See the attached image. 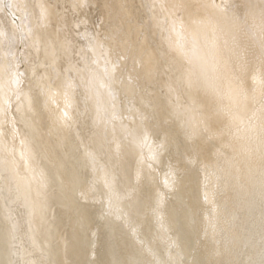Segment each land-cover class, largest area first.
<instances>
[{"label":"rangeland","instance_id":"rangeland-1","mask_svg":"<svg viewBox=\"0 0 264 264\" xmlns=\"http://www.w3.org/2000/svg\"><path fill=\"white\" fill-rule=\"evenodd\" d=\"M45 1H47V2L52 1L51 3L52 4L54 3L53 0H45ZM73 1L74 0H70L67 3V8L65 10H67L68 12L71 11L72 14L74 13L72 15L74 25H72V26H74L73 28H75L76 31L72 30V27L70 26V30H72L73 34L76 35L74 37L75 38L74 41L78 37V39L75 42L73 41V45H72L71 49H74V50H71L70 48H68V49H65V51L63 52L64 49L61 48V45L59 44V42L56 41V43H54L50 48L52 49V51L55 50L57 53H59L58 54L59 56H57V57H59L58 62L60 63L59 64L60 66L58 67V63L56 65L55 64L51 65L50 61L46 60V63H44V65L42 64V67H39L38 66L39 57L37 55V57L35 58L36 52L34 50V44L32 43V40L29 37H27V33H26V31L24 32L25 29L23 26L25 24V26L28 25V26L32 27L33 21L31 20V15L33 17L35 15V13L38 14L39 10L36 8L37 12L33 11V13H31L30 9H27L29 11L25 10L26 14H24L25 11L21 10L23 12V13H21V11H20V14H22V16H21L19 14V9H18V6L20 5L19 4L20 1H18L16 3V0L15 1L14 0H12V1L0 0V7H2V9L0 8V13H1L0 15L2 16V18L4 17L3 22H2V19H0V21H1L0 25H1V23L3 25V27L0 26V28L1 29L4 28V31H2L0 34L1 35L0 37H2L4 39L3 40L1 38L2 41H0V63H2V65L5 64V68H6L5 74L8 77H12L10 75L11 71H12V74L15 76V77L13 76L12 78L15 79L16 85L19 86L20 90L22 89V87L24 86V83H25V76H26L25 74L29 73L31 71V69L32 70L34 69L33 70L34 73L38 71L37 73H35V76L39 77V78L44 73V70H45V72L46 71L50 72L51 75H53V73H55V75H53L51 77V79L54 76L56 77L57 75H58L57 77H59L60 79L66 77L65 82H64V86L62 84L60 87L61 90H58V88L54 87V85L50 86V87H52V86L54 87V89L51 90V92H54V94L51 98L52 100H55L56 102H58L59 101L58 99H60V98L64 99L65 98V100H64L65 105L62 103L61 109L67 110L68 107H71L70 106L71 102L74 100H77V97H79L80 92H81V95L84 96L83 90L80 89V86H78V90L76 91V89H77V87H76L77 82L76 81L77 80H74L75 78H77L79 71L84 70V69H85L84 71H86V69H87V72L89 71L91 73L93 71V73H94V71H96V68H97L96 72H98L100 75L96 72L95 73L97 75H99L103 81L107 82V85L109 87V91H108L109 95H107V103L109 104V107H110V104H112V107H110L111 109H114V107H115L114 105L117 102H119L120 100L123 101V103H125V106L123 108H117L115 111H112V112L110 109V111H109L110 113L106 112L107 110H105L103 108L100 109L101 112L99 110L98 112L95 111L92 113L93 119L96 116L98 117L96 119H106V125L104 126V128L98 129L97 127L92 125L94 128V131H93V128L91 126L92 131L90 130V127H89V129L88 128H87V130L85 129L87 131V133H86V131L85 132L79 131V133H78L69 124L71 126V128L74 129V132H76L75 136H77V138L79 137L78 140L81 141V144L83 145V143H84V145H85L84 147L86 149H87V147H88V150L91 149L90 151L87 150L88 151L87 155L89 156V158L91 160L90 165L93 169L92 171L94 173L95 168H96V173H97V170H98V173H100V175L102 177L96 176L95 174H94V176L96 179H98L97 181L101 180V184L103 183L102 184L103 186L101 185L102 189L100 188L99 192H97L95 195H93L91 197H90L91 194L88 191H87L88 193L81 191V193H79V194H81V196L78 195V197L80 198V199L78 198V203H81L86 209L92 208L93 211H94L93 206L96 207V206H99V204H100L99 207H96L99 209L95 208L96 213H97V210H101L97 214V218L98 217L101 218L98 221V224H99L98 226H108L112 222V220H114V219H112V218H114L111 215L112 212H110L111 209H113L114 207H118L119 210H121V218L122 217L123 218H122V221H119L117 223L119 225V229H118L117 234L119 233L122 236L120 237V239L116 238L115 239L116 241L113 244L111 243V245L115 246L116 248L126 247L130 242H132V240H134L136 238L138 239L141 236L143 229H145V227L148 224H150L151 231H153V229H154L153 232L150 231V237H151L150 242H152L150 244V246L147 242H141L139 240L140 244L141 243L144 244L143 245L144 252L142 250L141 251H142V253H144L146 255L147 259L145 257V259H142L143 262L138 261L135 264H155V263L156 264L157 263L158 264H163V263L164 264H167V263L168 264H179L180 261H184L183 263H180V264H184V263L186 264L188 261V259H186V258H189L188 256H191L192 253H195V247H194L195 244L199 243L200 241L205 240V237L207 239L212 234L214 235L217 233H218L217 235H220V237L217 236V238H216V235H215V241H213L212 245L210 246V253L215 254V255H217L218 253L221 254V257H219V255L217 256V257H219V261H221V262H218L216 264H224V261L226 259L228 260V262L226 260L225 264H226V262H227V264H264V234H263V231H264L263 230L264 229V80H262V82H258L259 79L257 77L261 74L263 75V71L262 72H259V71H260V68L263 67V63H264L263 62L264 61V40H262V41L259 40V36L264 37V35H263L264 33L260 35V33H262L264 31V27H262V25L264 26V18H262V17H264V7H263L264 6V0H259L260 2H258V0L256 2H254L255 0L251 1V3L253 4L252 7H251V3L250 4L246 3V5H245L244 0H228V2L230 1L229 3L227 2V0H214L213 2H215V4H217L218 7H221L223 12H221L222 13L221 18H218V20L212 21L215 23L211 22L212 25L210 24V28H212V29L209 28L211 31L208 28H206L207 31L205 29V31L207 32L206 35L209 32L211 35V36H209L210 40L208 41L209 46L207 45V41H206L207 40L206 38H208V37L205 36L203 29H202V31H201V29H198V31H196V29H194V31H193L192 29L194 27L191 28L189 26L190 24H188V21H186L187 19L184 18V17H186L185 15H183L180 12L175 11V10L172 11L173 6L171 9H170L171 6L169 7V5H167V8H166V6H164L166 9L160 7L158 9L159 11H157L156 7H154L153 4H157L160 0H131V1L127 0L130 3H132V1H133L132 4L129 3L130 4L129 7H128V3L126 4V0L125 1H123V0L122 1L121 0H117V1H115V0H95L94 3H92V2L90 3V1L88 2V0L87 1L82 0V2H79L80 0L79 1L75 0V1H77L76 2L77 4L74 3ZM113 1H115V4ZM156 1H157V3H156ZM222 1H224V2L222 3ZM242 1L244 2V4L242 3ZM14 2H15V5L17 6L16 7L18 10V11L16 10L17 12H15L16 8L14 5ZM70 2H71V4H70ZM84 2H85V5H84ZM86 2H87V4H86ZM101 2H106L105 6H103L104 8H106V10L102 7ZM112 2H113V4H112ZM220 2L223 5L219 6ZM81 3H83V5ZM99 3H101V7L103 10H101ZM116 3H119L118 4L119 7H118V5L116 6ZM260 3H261V5H260ZM75 4H76V6H74ZM94 4H95V6H94ZM122 4H124V5H122ZM125 4H126V7H125ZM254 4H255V6H254ZM257 4H259V6ZM78 5H79V7H78ZM113 5H114V7H113ZM73 6H74V8H73ZM82 6H83V9H82ZM120 6H122L121 7L122 11L120 10ZM228 6H229V8H228ZM253 6L256 9H254ZM69 7H70V9H69ZM116 7H118L119 8L118 10L121 12H118ZM245 7H247V9ZM258 7H260V8H258ZM262 7H263V9H262ZM72 8H73V10H72ZM129 8H132V12H130ZM224 8H227L229 10L225 9L226 10L225 11ZM250 8H251V10H250ZM113 9H115V12L117 11L116 17H118V18H116V20L121 19V18L123 20L121 19L120 21L118 20L116 22L115 18H114L115 15H114V16H112L114 19V23H112L113 20H112V17H110V14L111 15L114 14ZM245 9H246V13H245ZM261 9H262V11H261ZM74 10H76V11L74 12ZM104 10H105V12H104ZM154 10H155L156 18L153 17L154 20L151 19V22L149 21L147 25L143 26L142 19L146 16H151ZM230 10H231V12H230ZM243 10H244V12H242ZM248 10H250V15H249V13H247V12H249ZM2 11H3V15H2ZM235 11H236V13H235ZM258 11H259V13H258ZM108 12H110V14ZM111 12H113V13H111ZM237 12H239V15L237 14ZM240 12H241V14H240ZM253 12H254V14L256 13L255 14L256 16L253 14ZM75 13L77 14L76 16H75ZM107 13L109 14V16ZM118 13L121 14V17H120V15H118ZM126 13H128L127 16H126ZM226 13H228V16L226 15ZM234 13H235V15H237L236 18L239 17V19H238L239 21L237 20L235 26L232 25V23L230 22V20L233 19L231 16H233ZM28 14H29V19L27 18L28 19L27 20L26 15H28ZM158 14H159V16H158ZM223 14H225L226 17ZM124 15H125V17H124ZM222 15H223V17H222ZM176 16H178V17H176ZM6 17H8V18H6ZM182 17L185 19V21H183L181 23V21L183 20ZM230 17H231V19H230ZM253 17L254 18L258 17L259 19H256V18L254 19ZM20 18H21V20H20ZM107 18L110 19L111 21H106ZM248 18L251 19V22H252L251 24H250V20ZM74 20H75V22H74ZM24 21H27V22L25 23ZM231 21L233 22V20H231ZM9 22L11 25L8 26ZM107 22L111 23L110 26L113 25L112 29H109L110 27H109V24L107 25ZM178 22H179V24H178ZM186 22H187V24H184ZM258 22H260V23H258ZM22 23H23V25H22ZM77 23H78V25H77ZM4 24H5V26L7 25L8 27L5 28ZM228 24L230 26L229 27L230 29L227 28ZM258 24H260V25H258ZM16 25H19V26H16ZM106 25H107V27H106ZM140 25H141V27L142 26L143 27L141 28ZM13 26H15V27L13 28ZM22 26H23V28H22ZM77 26L78 27L80 26L81 29H80V27L78 28ZM10 27L12 28V30L10 29ZM114 27H115V29H114ZM167 27H168V29H167ZM171 27H173V30L176 31V35L172 34V30H171L172 28ZM233 27L234 28L237 27L238 29L235 28L236 29V31H235ZM190 28H191V30H190ZM225 28H227L229 30L228 34H227V30ZM8 29H10L9 32H7ZM13 29L14 30L16 29L17 32L14 31ZM64 29H65V31L63 32ZM64 29L63 28L60 29V30H62V34H60V30H58L59 33L58 32L56 33L57 38H61L62 35H64L63 38L67 37V36H65V34L69 29H67V30H66V28H64ZM244 29H245V31H244ZM212 30H214V31L212 32ZM232 30H233V32H232ZM239 30H240V32H239ZM259 30H261V32ZM170 31H171V33H170ZM168 32H169V36L167 35ZM189 32H191L192 35ZM230 32H231V34H230ZM3 33H4V35H2ZM164 33H165V35H164ZM177 33L179 36L177 35ZM194 33H196V34L201 33L202 35H204L203 36L204 39L202 38V36L200 34L197 39L195 38V39L191 40L193 36L195 37ZM226 34L229 36H227ZM243 34L244 35L248 34V36L247 35L244 36V38L247 37L245 39V43H242V42H244V39H242ZM58 35H59V37H58ZM188 35H190V36H188ZM232 35H234V36H232ZM164 36L165 37L168 36L167 37L168 39L165 38ZM175 36L176 37L178 36L177 39L178 40L180 39V40L177 41V39H176V41H175ZM212 37H213V39L214 38L215 39L213 40ZM200 38L202 41L200 40ZM219 39H220V41H219ZM248 39H249V41H248ZM158 40H159V42H158ZM166 40H168V41H166ZM172 40H174L175 42L174 41L172 42ZM198 40H199V44H198V42H197V44H198L199 48L201 46V43L203 44V42H206V44L205 43L203 44V46L204 45L205 46L203 48H201L202 49L201 52L203 54H205V52H206V57L209 56L207 54H209V52L211 51L210 53H211L212 58L208 57L209 61L207 62L206 67H202L201 64L195 65L196 64L194 62L195 57L193 58V62H194V65H193L192 64L193 62L189 61L192 59V56H191L192 54L191 55L189 54L190 52L188 53V56L190 55L191 59H190V57L188 58V56H186V53L188 52V51L186 52V50L188 49V47H191L192 44H194L193 41H198ZM246 40H247V45H246ZM250 40L252 42H254V43H252V45L254 44L253 47L252 46L248 47V44L250 45V43H251ZM256 40L258 42H255ZM17 41H18V43H17ZM162 41H164V43ZM215 41H217V42H215ZM176 42H181L180 47H182L179 49L178 53L181 54V52H182L187 57L186 61H189L192 63L190 64L188 62L189 64L187 65V63H184V61H183L184 66L182 67V72L179 70H176V69L174 70L172 68L173 70L170 73L169 69H170V67H172V63L174 61L173 59L175 58L174 56L176 54L175 51L172 50L173 48L171 49V47H173V45ZM189 43H190V46H189ZM220 43H222V44H220ZM240 44H242V45H240ZM258 44H260V45H258ZM149 45L151 47H153L155 45L156 46H155V48L153 47V50H152L151 47H149ZM185 45H186V47L187 46L188 47L186 48ZM255 45H258V46L255 47ZM53 46L55 49L52 48ZM242 46H243V48H242ZM184 47H185V49H184ZM205 47H206V51L204 49ZM229 47H230V49H229ZM60 48H61V50H60ZM225 48H226V50H225ZM149 49L152 52V54H150V57L145 55L149 51ZM181 49H182V51H181ZM59 50H60V52H59ZM154 50H155V52H154ZM66 51L67 52L69 51V52L66 54ZM107 51H108L109 55L105 53ZM183 51H185V52H183ZM4 52H5V54H4ZM32 52L34 53V55L31 58ZM51 52L49 51L50 54H51ZM169 52H171V53H169ZM26 53H27V55H26ZM215 53H216L217 57L215 56ZM28 54H30L31 56H29ZM212 54L215 56L216 59H218L217 61H215L216 59L214 60V57L212 56ZM218 54H219V56H218ZM249 54H251V55L249 56ZM15 56H16V58H15ZM27 56H28V59H26ZM60 56L64 57V58L62 59ZM97 56H99V57L97 58ZM78 57H80V58H78ZM148 57H149V59H148ZM29 58H30V61H29ZM92 58H93V60H92ZM211 59H213V60H211ZM3 60H4V62H3ZM175 60L177 61V58H175ZM242 60L243 61L245 60V61L242 62ZM253 60L255 62H253ZM229 61L231 62V64L233 62L232 66L229 63ZM5 62L7 63V65ZM48 62H49V64H48ZM66 62H67V64H66ZM71 62H72V64H71ZM73 62H74V64H73ZM109 63L110 64L112 63L113 66H111L112 64L110 65ZM211 63L212 64L214 63L215 66L212 65ZM64 64L66 67L64 66ZM227 64L230 65L231 67L228 68ZM28 65H30V66H28ZM49 65H50V67H49ZM82 65H83V67H82ZM100 65H101V67H100ZM159 65H160V67H159ZM190 65H191L192 69H190ZM44 66H46V67H44ZM56 66H57V69H56ZM114 66H115V70L113 69ZM194 66H195V68H193ZM197 66H198V68L196 69ZM26 67L28 69L30 67V69L28 70ZM157 67H158V69H157ZM199 67H201V68L199 69ZM208 67H210V68H208ZM237 67H238V69H237ZM98 68L99 69L101 68V69L99 70ZM159 68H161V69H159ZM212 68H214L215 71ZM216 68H218V70H216ZM255 68L258 69V71ZM112 69H113V71H112ZM184 69L186 71H184ZM211 69L213 71H210ZM224 69H227L226 74H225ZM26 70L28 72H26ZM40 70L43 73L42 72L40 73L39 72ZM67 70L70 71L68 73L69 75L66 74V76L64 77V75L62 73H65V72L67 73L68 72ZM160 70H162V71H160ZM167 70L169 72H167ZM194 70H195V73L197 75H195V73H194V75L192 76L191 73ZM197 70H198V72H197ZM219 70H221V71H219ZM8 71H9V73H8ZM202 71L203 72L206 71V74L207 73L209 74V72H211V73L215 72V74L213 73V74L209 75L208 81H207L206 77L208 75L206 76L205 73H203ZM222 71H224V72H222ZM172 72H175L176 75L174 74V76H173ZM185 72H187V73H185ZM199 72H202V74L205 75V78L202 77L203 81H202V78L200 77L201 73L199 74ZM113 73L118 75V76L116 75V80L111 79V75ZM169 73H170V75H169ZM188 73H189V75H188ZM217 73H218V75H217ZM254 73H256V74H254ZM198 74H199V77H198ZM223 75L224 76L226 75V76L224 77ZM71 76H74V78H72ZM108 76L110 77L109 79H108ZM195 77H196V79H195ZM215 77H216V79H219L218 80L219 82L217 80H215L216 82H214L213 79H215ZM221 77H222V79H221ZM148 78H149V80H148ZM190 78H192V79H190ZM198 78H201L200 81L197 80ZM166 79H167V81H166ZM189 79L192 81L194 79L196 84H194V82H192L194 86L191 85V87H189L190 86L189 84H192ZM226 79H227V81H229V84H228V82L227 83L225 82ZM204 80H206V81L204 82ZM220 80L223 81L224 86H222V82ZM201 81H202V84H201ZM209 81H211L212 83L210 84ZM199 82H200V84H199L200 88L197 87L198 88V90H197L196 86H198L197 84ZM208 82H209V84H208ZM145 83H146V85H145ZM233 83H234V85H230ZM48 84H50V83H48ZM69 84H70V86H69ZM65 85H67V86H65ZM128 85L130 88L128 87ZM130 85H132V86H130ZM180 85H181V87H180ZM133 86H134V88H133ZM127 87L129 89H132V88L134 89L132 91V93L131 92L126 93L125 88L127 89ZM123 89H124V91H123ZM193 89H195V90H193ZM216 89L218 91H216ZM79 90H80V92H79ZM187 91L189 93H187ZM195 91H197V92H195ZM235 91H237V92H235ZM190 92H192V94ZM193 92H194V94H193ZM16 93L17 94L13 93L14 96H13V99L11 100V105H12V101L14 99H16V97L18 96V91ZM200 93L201 94L205 93V95L204 94L203 95L206 98L204 96H202ZM64 95H65V97H64ZM132 95H135L137 97H140V96L146 97L145 98L146 100L141 101V99H140L139 102L140 103L143 102L142 104L138 103L137 100L134 102L133 99L131 100ZM197 95H198V98H197ZM233 95L236 97H234ZM248 95H250V96H248ZM59 96H60V98H59ZM73 96H75V97H73ZM191 96H192V98H191ZM252 96H254V97L251 98ZM71 97L76 98V99H73ZM215 97H218L220 99H217ZM116 99H117V101L115 102ZM198 99L200 100V102H198ZM225 99L227 100V102L224 101ZM66 100H67V102H66ZM221 100H222V102H221ZM228 100H230V101H228ZM55 101H54V103L57 104ZM217 101H219L220 103L218 104ZM223 101H224V103H223ZM247 101H249V102L247 103ZM243 102H246L247 104H245V103L243 104ZM252 102H254V103H252ZM59 103H60V101L58 102V104ZM9 104L7 103V105L5 106L4 109H6V110L4 112H5V115L9 112L8 113V115H9V117H8V126L9 127L8 128L11 129L12 131H10L9 129L8 130L13 137V138H11V140L14 142L12 144L15 145V147H16L17 146L16 144L18 143V140H16L17 139L16 137L18 135V129L14 125L13 115H12V111H11L12 107L10 105V107H11L10 108ZM66 104H68V106ZM247 105H249L250 108ZM164 107H166L168 109V115H166L164 118H159L157 116L158 115L157 109L159 108V112H160L161 109ZM145 108L147 109V111H145ZM7 109H8V111H7ZM242 109H243V111H242ZM103 110H105V111H103ZM53 111H55V110H53ZM53 111L51 109L48 111L49 116H53V113H52ZM70 111H72V110H70ZM142 112H144V113H142ZM111 113H112V115H111ZM151 114L153 117L151 116ZM8 115H6V116H8ZM161 116H162V114H161ZM216 116H217V118H216ZM79 117H80V115H79ZM191 119L193 122L191 121ZM218 119H219V121H218ZM216 120H217V123H216ZM123 121H124V124L126 126H125V128H123L124 130H121L120 127H117L118 126L117 124L123 123ZM133 122L146 124V130L148 132H152L153 130L156 133L158 132L157 133L158 135H156L152 139H149L147 136H143L144 139H141L143 137L140 138L141 140L137 144V148H139L141 154H140V158L135 159V160L133 159V156L131 157V155L133 153L129 152V150L126 149L127 147L123 148V147L119 146L120 145L119 141H121L119 139H121L123 137L122 140H124L125 138L131 136L130 135L131 134L130 125ZM152 123H153V125H152ZM153 126H155V128ZM192 126H193V130L191 128ZM118 128H119V130H118ZM120 130H121V133L119 132ZM195 130L198 132L195 133ZM99 131H101V132L99 133ZM114 131H115V133H114ZM145 133H146V131H145ZM117 134H119V135H117ZM199 135H201V136H199ZM80 137L81 138L83 137V138L81 139ZM100 137L102 138V141L100 140L101 139ZM116 137L118 138L117 141L119 143H117L115 141ZM92 138H93V141L95 143H97L98 149H97V147H95V145H94L95 143L92 142ZM196 139H197V141H196ZM15 140H16V142H15ZM87 141H88V143H87ZM107 142H108V144H107ZM208 145H209V147H208ZM93 148H94V151L92 150ZM170 150H171V152H170ZM205 150H206V152L208 151L207 152L208 154L205 153ZM15 153H17V152H15ZM89 153H91V154H89ZM93 153L96 155H93ZM99 153H101V154H99ZM129 154H131V155H129ZM2 155H4V154H2V153L0 154V162L3 159L5 160V158H6L5 156H2ZM155 155H157V158ZM174 155L176 156V158ZM152 157H153V159H152ZM100 158H101V161H100ZM129 158L132 159L133 161L130 160ZM98 159H99V161H98ZM13 160H14V158H13ZM97 161H98V163H97ZM129 161H131L132 164H130ZM164 161H165V163H164ZM151 163L153 166L151 165ZM233 169H234V171H233ZM227 172L232 173L231 174L232 176L231 175L229 176V173H227ZM153 176H155L157 179V182H155V185H156L155 188L156 189L153 188L154 190L152 191V195H151L150 200L147 199V201H146L148 203H145L143 201V199L138 201V203H137V201H134V200L138 199V197L140 196V193L143 189H145V190H143L145 196L147 195L146 192H150V189L147 190L146 186L149 183L148 180L151 181L150 179ZM5 178H6V180H5ZM8 179H9L8 174L7 173L2 174V171H0V185H1V182H5V181L7 182ZM176 180L181 181V182H177V184L179 185V187H182V189L184 191H186L185 186H186V188L189 187L187 189V192H185V194H189V195L192 194V192H190V191H192L190 189L192 183L194 185L196 184V186L198 187V188L196 187V194H197V196H199V198L196 199V194H195V197L193 196L195 198L193 200L194 203H192L191 206H190V203L186 204L187 202H185L186 205L184 206V202H182L181 200L175 199L174 194H172L176 191L175 189L178 187L176 182H175ZM240 181H242L243 183ZM79 185H80V183H79ZM234 188H235V190H234ZM139 191H140V193H139ZM197 191H198V193L200 192V195H198ZM138 194H139V196H138ZM94 196H96V197H94ZM195 200L198 201V206H197V202ZM183 201H187V200H183ZM176 202H177V205L175 204ZM1 203H3V205H5V206L9 205L8 206L9 210L5 211V212H7V214L5 213V224L12 225L13 229L15 231L14 232V239L11 240V246H10V252H9V256H10V258H12L13 264H19L20 262H21L20 264H32L31 262H27L26 259H24V260L19 259V254L25 253L26 252L25 249L27 250L29 248L28 244H23V245L21 244V240H20L21 234L20 233L16 234V231L20 227L19 224L21 222L22 212H23L22 207L15 206V203H11L8 196L5 194L4 189L0 190V204ZM10 203H11V206H10ZM103 203L105 204L106 207L104 206ZM142 203H144V204H142ZM169 204H171V205H169ZM174 204H175V206H174ZM12 205L14 208L12 207ZM101 205H102V207H101ZM200 205H202L201 209H200ZM103 206H104V208H103ZM181 206H183V208ZM195 206H197V208ZM100 207L103 210L100 209ZM203 209H205V211ZM207 211H208V213H207ZM181 212H182V214H181ZM193 213H194V215H193ZM132 214H134V215H132ZM136 214L138 215V217ZM183 214H185V216ZM3 215L4 214L1 213L0 217ZM108 215H110V216L108 217ZM139 215H140V217H139ZM175 215H177V216L183 215L186 219L188 218V216H191V215L197 216V218L199 220V225L195 229L196 230L195 233H197V234L195 237H193L190 240L188 247H187V249L190 252L187 251V249H186V253H185V249H183L181 253L176 252L177 247L175 246L176 242H175L174 238L181 232L183 227L182 226L179 227L178 223L175 224L174 228L172 226H169V227L167 226L170 219L173 217H176ZM131 217L134 218V221H132ZM82 219H83L82 215L78 214L76 216V221L74 222V224H75L74 228H75V231L77 233V236H81L80 232L78 231V227L81 224ZM110 219H112V220H110ZM137 219L139 221L144 219L145 221L143 220L140 223H136ZM94 220L96 221V214H93V216H91V217L88 216L87 218H85V221L82 222L83 223L82 225L83 226H85V225L89 226V230H90L89 235L92 238V241L97 243V242H99V240L101 241L102 239H105V237H108V236L103 234V233H101V234L98 232H97L98 234L96 233L95 229L92 228V227H94V225H93ZM148 220H150L151 223ZM163 221L165 222V225H164ZM190 221L191 220H188V223H187L188 225H189ZM153 222H154V224H153ZM231 222H232V224H231ZM144 225H145V227H144ZM164 226L167 228V230H166V228H164ZM176 226H178V227H176ZM229 226H231L230 230H229ZM251 226H252V228H251ZM5 227L6 226H3V224L1 223V219H0V239H3V240L5 238V235L3 237H2V235L4 234L3 230H6ZM160 227H161V229H160ZM185 227H188V226H185ZM241 228H242V230H241ZM261 229H262V233H260ZM160 230H162L163 232ZM243 231H244V233H243ZM174 232H175V234L173 236ZM212 232H214V233H212ZM240 232H242V234ZM138 235H139V237H138ZM160 235H161V237H159ZM221 236H223V237H221ZM231 237H232V240H231ZM160 238L162 239L161 243H160ZM225 238H227V239H225ZM233 238H235V239L233 240ZM151 239L154 242L151 241ZM228 239L231 241L227 242L226 240H228ZM13 240H14V243H13ZM16 241H18V243ZM227 243H228V245H227ZM22 246H23V248H22ZM241 247H243V248H241ZM23 249H24V252H23ZM100 251H102V254H100V252H98L99 256L97 255V249L96 248H95V250H89V251L86 250V253L87 254L90 253V255L92 254L93 256L91 255V257L93 259L97 258V257H102L101 255L107 254L106 252L104 253L103 250H100ZM174 251L177 254L182 255L183 258H182V256H180L178 258L176 256H173L175 253ZM253 253H255L254 256L251 255ZM158 255H160V257L161 256H163V257L157 261ZM246 256H247L248 260H246ZM104 258L105 257H102L100 259V261H98V260L95 261V264H105ZM165 258L167 259L166 261H164ZM224 258H225V260H224ZM203 259L206 261L207 256H204ZM243 259H244V261H243ZM249 259H251V261ZM204 260H203V263L207 264V262H205ZM232 260H233V262H232ZM140 261H141V259H140ZM83 263L86 264L87 263L86 260H83ZM115 263L118 264V262H114L113 264H115ZM126 264H128V263H126Z\"/></svg>","mask_w":264,"mask_h":264},{"label":"bare ground","instance_id":"bare-ground-1","mask_svg":"<svg viewBox=\"0 0 264 264\" xmlns=\"http://www.w3.org/2000/svg\"><path fill=\"white\" fill-rule=\"evenodd\" d=\"M9 1H12V0H9ZM15 1V0H14ZM19 2V6H18V9H19V14H20V11H25L27 9H30V12L33 13L34 12H37L36 10L38 9L39 12L38 14L35 13V15L32 17L31 15V20L33 21L32 23V27L31 26H25V24L22 25L24 26V32L26 31L27 33V37H29L31 40H32V43L34 44V50L36 52V55H35V58L39 57V61H38V66L39 67H42V64L44 65V63H46V60H49L50 61V64L51 65H56L58 63V67L60 66L59 62H58V58L57 56H59L55 50L52 51V49L50 48L54 43H56V41L59 42V44L61 45V48H63V52L65 51V49H68V48H72V45H73V41H74V37L76 36L75 34H73L72 30H75V28H73L74 25L73 24V17L70 12H68L67 10H65L67 8V3L70 1V0H53L54 3L52 4L51 2H47L45 0H16V3ZM79 1V0H78ZM87 1V0H86ZM90 1V3H94L95 0H88V2ZM117 1V0H115ZM115 1L114 4H115ZM122 1V0H121ZM125 1V0H123ZM131 1V0H130ZM214 0H160L158 3L156 1L157 4H153L154 7H156V10L159 11L158 9L161 7V8H165L164 6H166L167 8V5H169L170 9L172 8L173 6V10L172 11H178L180 12L181 14L185 15L187 20L188 21V24H190L189 26L192 28L194 27L192 30L194 31V29H196V31H198V29H203L204 31V34L205 36H207L208 38H206L207 40V45L209 46L208 44V41L210 40V32L206 35V31L207 29L206 28H210V24L212 21L214 20H218V18H221V12L222 11V8L221 7H218L217 4H215V2H213ZM251 1H254V0H244L245 2V5L246 3H251ZM257 0H255L254 2H256ZM2 2V1H1ZM72 2V1H71ZM70 2V4H71ZM74 3H76L77 1H73ZM79 2H82V0H80ZM112 2V4H113ZM224 1H222L223 3ZM228 2V0H227ZM230 2V1H229ZM228 2V3H229ZM244 2L242 1V3L244 4ZM253 2V3H254ZM258 2H260L258 0ZM257 2V3H258ZM12 3V2H11ZM102 3V7L105 6L106 2H101ZM101 3L100 4V7H101ZM110 3V2H109ZM128 3V7L130 6V4L133 3H130L129 1L126 0V4ZM130 3V4H129ZM155 3V2H154ZM221 2L219 3V6L223 5ZM69 4V5H70ZM77 4V3H76ZM76 4L74 6H76ZM79 4V3H78ZM83 5V3H81ZM87 4V2H86ZM119 3H116V6L118 5ZM126 4H125V7H126ZM225 4V3H224ZM227 4V3H226ZM248 4V5H249ZM256 4V3H255ZM254 4V6H255ZM14 5H15V2H14ZM84 5H85V2H84ZM121 5V4H120ZM124 5V4H122ZM252 3H251V7H252ZM259 6V4H257ZM261 5V3H260ZM263 5V4H262ZM73 6V8H74ZM95 6V4H94ZM253 6L254 9H256L255 7ZM17 6L15 5V8ZM79 7V5H78ZM77 7V8H78ZM101 7V10H103ZM114 7V5H113ZM119 7V5H118ZM116 7V9L118 10L119 8ZM122 6H120V10L122 11L121 9ZM127 7V8H128ZM168 7V8H169ZM240 7V6H239ZM261 7V6H260ZM258 7V8H260ZM264 7V6H263ZM262 7V9H263ZM2 9V7H0ZM37 8V9H36ZM72 8V10H73ZM97 8V7H96ZM104 8V7H103ZM165 8V9H166ZM229 8V6H228ZM231 8V7H230ZM247 9V7H245ZM70 9V7H69ZM82 9H83V6H82ZM106 10V8H104ZM125 9V8H124ZM123 9V10H124ZM130 9V12H132V8H129ZM227 9V8H224V10ZM246 9H245V13H246ZM261 9V11H262ZM14 10V9H13ZM17 8L15 9V12ZM93 10V9H92ZM104 10V12H105ZM127 10V9H126ZM229 10V9H227ZM239 10V9H238ZM251 10V8H250ZM250 10H248L249 12V15H250ZM21 11V13H23ZM29 11V10H27ZM76 10H74L75 12ZM118 10V12H121ZM128 11V10H127ZM226 11V10H225ZM240 11V10H239ZM255 11V10H254ZM79 12V11H78ZM107 12V11H106ZM113 12L114 14H110V12H108L110 14V17L114 16L115 15V21L117 22L118 20L120 21L121 19H117L118 17H116V13L117 11L115 12V9H113ZM111 12V13H113ZM229 12V11H228ZM231 12V10H230ZM229 12V13H230ZM244 12V10L242 11ZM28 13V12H27ZM107 13V14H108ZM159 13V12H158ZM169 13V12H168ZM236 13V11H235ZM234 15L231 16L233 19H230L233 20V22L230 20V22L232 23V25L235 26L237 20L239 19V17L236 18L237 15ZM259 13V11H258ZM263 13V12H262ZM1 14V13H0ZM26 14V11L25 13ZM87 14V13H86ZM106 14V15H107ZM108 14V16H109ZM128 13H126V16H127ZM151 14V13H150ZM160 14V13H159ZM158 14V16H159ZM173 14V13H172ZM233 14V13H232ZM237 14L239 15V12H237ZM241 14V12H240ZM254 14V12H253ZM256 14V13H255ZM254 14V15H255ZM2 15H3V11H2ZM22 16V14H20ZM77 14L75 13V16ZM98 15V14H97ZM118 15H120L121 17V14L118 13ZM225 15V14H223ZM222 15V17H223ZM226 15L228 16V13H226ZM225 15V17H226ZM248 15V14H247ZM20 16V17H21ZM230 16V15H229ZM256 16V15H255ZM0 19H2V22H3V18L2 16L0 15ZM123 17V16H122ZM125 17V15H124ZM156 18V14H155V10L153 11L152 15L151 16H146L142 19V23H143V26L144 25H147L148 22L150 21L151 22V19ZM178 17V16H176ZM180 17V16H179ZM182 17V18H183ZM249 17V16H248ZM8 18V17H6ZM29 19V14L26 15V19ZM98 18V17H97ZM183 18V20L181 21V23L183 21H185V19ZM250 18V17H249ZM248 18V19H249ZM254 18V17H253ZM256 19H259L258 17H255ZM254 18V19H255ZM264 18V17H262ZM27 19V20H28ZM106 19V18H105ZM7 20V19H6ZM21 20V18H20ZM112 23H114V19L112 17ZM123 20V19H122ZM154 20V19H153ZM228 20V19H227ZM245 20V19H244ZM250 20V24L252 23L251 22V19ZM106 21H111L110 19L107 18ZM239 21V20H238ZM241 21V20H240ZM254 21V20H253ZM1 22V21H0ZM22 22V21H21ZM20 22V23H21ZM25 23L27 21H24ZM29 22V21H28ZM75 22V20H74ZM171 22V21H170ZM169 22V23H170ZM220 22V21H219ZM224 22V21H223ZM255 22V21H254ZM5 23V22H4ZM212 23H215V22H212ZM230 23V24H231ZM234 23V24H233ZM241 23V22H240ZM260 23V22H258ZM109 24V29H112L113 25L110 26L111 23H108L107 22V25ZM141 24V23H140ZM179 24V22H178ZM184 24H187L184 23ZM249 24V25H250ZM11 25L10 22L8 24V26ZM14 25V24H13ZM21 25V24H20ZM78 25V23H77ZM89 25V24H88ZM106 25V27H107ZM175 25V24H174ZM212 25V24H211ZM255 25V24H254ZM260 25V24H258ZM262 25V24H261ZM2 23H1V25ZM7 25L5 26L4 24V27H8ZM16 26H19V25H16ZM22 26V28H23ZM70 26L72 27V30H70ZM81 26V25H80ZM79 26V27H80ZM142 26V27H143ZM157 26V25H156ZM178 26V25H177ZM181 26V25H180ZM186 26V25H185ZM245 26V25H244ZM243 26V27H244ZM15 26H13L14 28ZM78 27V26H77ZM78 27V28H79ZM88 27V26H87ZM141 27V25H140ZM141 27V28H142ZM229 24H228V29L229 28ZM262 27H264L262 25ZM64 29L66 28L69 29L65 36H67L66 38H63L64 35H62L61 38H57L56 36V33L58 32V30L60 29ZM172 29V34H175L176 35V31L173 30V27H171ZM175 28V27H174ZM177 28V27H176ZM181 28V27H180ZM190 28V30H191ZM225 28L227 30V34L229 33L228 29ZM234 28V27H233ZM232 28V29H233ZM236 29H238L237 27H235ZM234 28V30L236 31V29ZM260 28V27H259ZM10 29L12 30V28L10 27ZM7 32H9V30ZM21 29V28H20ZM81 29V27H80ZM90 29V28H89ZM115 29V27H114ZM168 29V27H167ZM206 29V31H205ZM212 29V28H210ZM209 29V30H210ZM14 30V29H13ZM184 30V29H183ZM189 30V29H188ZM4 31V28H0V34L1 32ZM16 31V29L14 30ZM65 31V29L63 30V32ZM179 31V30H178ZM181 31V30H180ZM200 31V30H199ZM211 31V30H210ZM214 30H212L213 32ZM234 31V32H235ZM242 31V30H241ZM245 31V29H244ZM261 32V30H259ZM6 32V33H7ZM17 32V31H16ZM233 32V30H232ZM240 32V30H239ZM11 33V32H10ZM59 33V32H58ZM68 33V34H67ZM157 33V32H156ZM171 33V31H170ZM184 33V32H183ZM187 33V32H186ZM191 33V32H189ZM264 31L261 34H263ZM24 34V33H23ZM60 34H62V30H60ZM77 34V33H76ZM80 34V33H79ZM101 34V33H100ZM188 34V33H187ZM201 33H194L195 37L193 39H197L199 37ZM226 34V35H227ZM231 34V32H230ZM4 35V33L2 34ZM165 35V33H164ZM167 35L169 36V32L167 33ZM178 35V33H177ZM192 35V33H191ZM220 35V34H219ZM225 35V36H226ZM248 36V34H246ZM243 34V38L244 39V42L242 43H245V39L247 38H244V36H246ZM264 35V34H263ZM1 36V35H0ZM61 36V35H60ZM167 36V37H168ZM179 36V35H178ZM177 36V37H178ZM190 36V35H188ZM202 38L204 35H202ZM200 36V37H201ZM229 36V35H227ZM234 36V35H232ZM231 36V37H232ZM238 36V35H237ZM24 37V36H23ZM59 37V35H58ZM165 37V36H164ZM165 37V38H167ZM174 37V36H173ZM177 37L175 36V41L177 39ZM2 37H0V41H2L1 39ZM26 38V37H25ZM227 38V37H226ZM252 38V37H251ZM78 39V37H77ZM76 39V40H77ZM161 39V38H160ZM168 39V38H167ZM183 39V38H182ZM204 39V38H203ZM213 39V37H212ZM215 39V38H214ZM213 39V40H214ZM257 39V38H256ZM4 40V39H3ZM75 40V41H76ZM180 40V39H179ZM177 39V41H179ZM184 40V39H183ZM201 40V38H200ZM229 40V39H228ZM232 40V39H231ZM259 40H264V37L263 36H259ZM74 41V42H75ZM161 41V40H160ZM165 41V40H164ZM164 41H162L164 43ZM168 41V40H166ZM174 40H172L173 42ZM174 41V42H175ZM187 41V40H186ZM189 41V40H188ZM202 41V40H201ZM200 41V42H201ZM220 41V39H219ZM225 41V40H224ZM223 41V42H224ZM249 41V39H248ZM6 42V41H5ZM85 42V41H84ZM159 42V40H158ZM171 42V43H172ZM194 44H192L191 47H188V49L186 50V56H188V53L192 56V59L190 57V55L188 56V58L190 57L191 60L189 61H192L193 62V58H194V62L196 63L195 65H199L201 64L202 67H206L207 65V62L209 61L208 60V57H211V51L209 52V55L208 57H206V52L205 54H203L201 51L204 46L203 44L206 42H203V44L201 43V46L199 48L198 44H199V40L198 41H193ZM198 42V44H197ZM217 42V41H215ZM250 45L248 44V47L249 46H252V42L250 40ZM255 42H258L257 40ZM18 43V41H17ZM147 43V42H146ZM181 42H176L173 47H171V49L173 51H175V58H177V61L175 60V58L173 59V63H172V67H170L169 71L171 73V71L174 69L176 70H179L182 72V67L184 66L183 64V61L184 63H187V65L192 62H189V61H186L187 57L181 52L182 49H181V54L178 53L179 49L182 48L180 47V44ZM231 43V42H230ZM249 43V42H248ZM183 44V43H182ZM212 44V43H211ZM222 44V43H220ZM256 44V43H255ZM154 45V44H153ZM152 45V46H153ZM170 45V44H169ZM224 45V44H223ZM232 45V44H231ZM237 45V44H236ZM242 45V44H240ZM246 45H247V40H246ZM260 45V44H258ZM258 45H255L258 46ZM156 46V45H155ZM155 46H153L155 48ZM189 46H190V43H189ZM213 46V45H212ZM220 46V45H219ZM57 47V46H56ZM149 47H151L149 45ZM153 47H151V49L153 50ZM186 47V45H185ZM184 47V49H185ZM186 47V48H187ZM228 47V46H227ZM246 47V46H245ZM54 48V46L52 47ZM60 48V50H61ZM214 48V47H213ZM243 48V46H242ZM32 49V48H31ZM55 49V48H54ZM201 49V50H200ZM205 51H206V47L204 48ZM223 49V48H222ZM221 49V50H222ZM230 49V47H229ZM2 50V49H1ZM59 50V52H60ZM71 50H74V49H71ZM102 50V49H101ZM217 50V49H216ZM226 50V48H225ZM224 50V51H225ZM49 51L51 52V54L49 53ZM69 52V51H68ZM66 51V54L68 53ZM71 52V51H70ZM74 52V51H73ZM82 52V51H81ZM155 52V50H154ZM185 52V51H183ZM219 52V51H218ZM2 53V52H1ZM97 53V52H96ZM102 53V52H101ZM106 54H108V51L105 52ZM171 53V52H169ZM229 53V52H228ZM5 54V52H4ZM98 54V53H97ZM150 54H152V52L149 51L145 54L146 56H149L150 57ZM242 54V53H241ZM3 55V54H2ZM27 55V53H26ZM29 56H31L30 54H28ZM34 53L32 52V56L31 58L33 57ZM71 55V54H70ZM73 55V54H72ZM78 55V54H77ZM109 55V54H108ZM194 55V56H193ZM245 55V54H244ZM251 54H249L250 56ZM5 56V55H4ZM79 56V55H78ZM145 56V57H146ZM168 56V55H167ZM212 56L214 57V60L216 59L215 56H216V53H215V56L212 54ZM219 56V54H218ZM6 57V56H5ZM61 57V56H60ZM94 57V56H93ZM99 56H97L98 58ZM108 57V56H107ZM144 57V58H145ZM148 57V59H149ZM171 57V56H170ZM217 57V56H216ZM246 57V56H245ZM9 58V57H8ZM16 58V56H15ZM62 59L64 57H61ZM60 58V59H61ZM80 58V57H78ZM212 58V57H211ZM223 58V57H222ZM229 58V57H228ZM26 59H28V56L26 57ZM67 59V58H66ZM75 59V58H74ZM101 59V58H100ZM146 59V58H145ZM144 59V60H145ZM151 59V58H150ZM235 59V58H234ZM93 60V58H92ZM213 60V59H211ZM218 59H216L215 61H217ZM29 61H30V58H29ZM61 61V60H60ZM63 61V60H62ZM71 61V60H70ZM99 61V60H98ZM151 61V60H150ZM214 61V62H215ZM245 61V60H244ZM242 60V62H244ZM2 62V61H1ZM4 62V60H3ZM64 62V61H63ZM189 62V63H188ZM194 62L192 63L194 65ZM222 62V61H221ZM228 62V61H227ZM241 62V63H242ZM253 62H255L253 60ZM264 62V61H263ZM6 63V62H5ZM65 63V62H64ZM99 63V62H98ZM220 63V62H219ZM229 63L231 64V62L229 61ZM228 63V64H229ZM235 63V62H234ZM37 64V63H36ZM49 64V62H48ZM63 64V63H62ZM67 64V62H66ZM72 64V62H71ZM74 64V62H73ZM100 64V63H99ZM110 64V63H109ZM112 64V63H111ZM110 64V65H111ZM212 64V63H211ZM210 64V65H211ZM228 68L232 66L228 65ZM250 64V63H249ZM255 64V63H254ZM7 65V63H6ZM35 65V64H34ZM47 65V64H46ZM109 65V66H110ZM192 65V66H193ZM212 65L215 66V64L213 63ZM211 65V66H212ZM218 65V64H217ZM258 65V64H257ZM30 66V65H28ZM27 66V67H28ZM48 66V65H47ZM65 66V64H64ZM87 66V65H86ZM113 66V64L111 65ZM162 66V65H161ZM254 66V65H253ZM10 67V66H9ZM26 67V68H27ZM46 67V66H44ZM50 67V65H49ZM66 67V66H65ZM83 67V65H82ZM99 67V66H98ZM101 67V65H100ZM160 67V65H159ZM217 67V66H216ZM219 67V66H218ZM239 67V66H238ZM237 67V69H238ZM243 67V66H242ZM256 67V66H255ZM261 67V66H260ZM25 68V69H26ZM53 68V67H52ZM73 68V67H72ZM87 68V67H86ZM109 68V67H108ZM173 68V69H172ZM186 68V67H185ZM195 68V66L193 67ZM198 68V66L196 67V69ZM201 67H199L200 69ZM210 68V67H208ZM224 68V67H223ZM250 68V67H249ZM5 64L2 65V63H0V152L4 155L2 156H5V160H1L0 162V171H2V174L4 173H7L8 176H9V179L8 181L6 182H1V185H0V190L4 189L5 190V194L8 196L9 200L11 201V203H15V206H19V207H22L23 209V212H22V218H21V222H20V227L18 228V230L16 231V234L20 233L21 234V244H28L29 245V248L26 250L25 249V253H20L19 254V259H26L27 262H31L32 264H84L83 263V260H86V264H95V261H100V259L102 257H105L104 258V261H105V264H113L114 262H118V264H135L137 263L138 261L139 262H143L142 259H145L146 255L144 253H142V251L144 252V249H143V245L144 244H140L139 243V240L141 242H147L150 246V244L152 242H150V231H151V226L150 224H148L145 229H143V232L141 234V236L139 237L138 235V239H134L132 240V242H130L126 247H118L116 248L115 246L111 245V243L113 244L116 240V238H119L122 236L121 234H117L118 232V229H119V225L117 224L119 221H122V218H121V210H119L118 207H114L113 209L110 210V212H112V216L114 218V220H112V222L108 225V226H98V221L101 219L100 217L97 218V214L98 212H100L101 210H97V213L95 212V208L96 207H99V206H93L94 207V211L91 209H86L81 203H78V195L81 196V191L83 192H86V193H90V197L95 195L97 192H99L100 188H101V180L100 181H97L98 179L95 178L94 174L96 176H101L100 173H98V170H97V173H96V168H95V172L93 173V169L90 165V158L89 156L87 155L88 151H90L91 149L88 150V147L87 149L84 147V143L83 145L81 144V141L78 140L77 136L76 135V132H74V129L79 133V131L81 132H85L87 130V128L89 129L90 127V130H91V126L94 125L95 127H97L98 129L100 128H104V126L106 125V119H96L98 118L97 116L93 119L92 118V113L93 112H98L100 109H105L107 110L106 112H109L110 111V107H112V104H110V107H109V104L107 103V95L108 94V91H109V87L107 85V82L103 81L101 78H100V74L97 71V68H96V71H93L90 73L89 71L87 72V69L86 71L84 70H80L79 73H78V76L77 78H75L74 80H77V89L76 91L78 90V86H80V89L83 90V95H81V92L79 90V97H77V100H74L71 102V107H68L67 110L65 109H61V104L63 103L65 105V98H59L61 99H58L60 101V103L58 104V102H56L55 100H52V96L54 94V92H51L52 89H54V87L58 88V90H61V85L63 84L64 86V82H65V79H66V74L69 75L68 73L70 72L69 70H67L68 72L66 73H62L64 75L65 78H62L60 79L59 77H53L51 79V77L53 75H55V73H53V75H51L50 72L44 70V73L40 70L39 72L43 73L42 76L39 78V77H36L35 76V72L34 73V69L29 72V73H26L25 75V83H24V86L22 87V89L20 90L19 86L16 85V81L14 78H12L14 75L12 74V71H11V76L12 77H8L6 74H5ZM28 69V68H27ZM30 69V67H29ZM28 69V70H29ZM37 69V68H36ZM35 69V70H36ZM47 69V68H46ZM51 69V68H50ZM56 69H57V66H56ZM68 69V68H67ZM99 69V68H98ZM101 69V68H100ZM99 69V70H100ZM110 69V68H109ZM108 69V70H109ZM113 69L115 70V66L113 67ZM112 69V71H113ZM158 69V67H157ZM156 69V70H157ZM161 69V68H159ZM164 69V68H163ZM190 69L191 68V65H190ZM206 69V68H205ZM214 69V68H212ZM210 70V71H213V70ZM248 69V68H247ZM254 69V68H253ZM256 69V68H255ZM111 70V69H110ZM109 70V71H110ZM155 70V71H156ZM188 70V69H187ZM216 70H218V68H216ZM222 70V69H221ZM219 70V71H221ZM226 70L227 69H224L225 71V74H226ZM243 70V69H242ZM258 71V69H256ZM50 71V70H49ZM55 71V70H54ZM103 71V70H102ZM108 71V72H109ZM111 71V72H112ZM162 71V70H160ZM167 70V72H169ZM184 71H186L184 69ZM190 71V70H189ZM215 71V69H214ZM222 71V72H224ZM263 71V75H259L257 76L258 77V82H262V80H264V63H263V67L260 68V71L259 72H262ZM26 72H28L26 70ZM62 72V71H61ZM98 73L99 75H97L96 73ZM107 72V71H106ZM178 72V71H177ZM198 72V70H197ZM203 72V71H202ZM202 72H199V74L201 75L200 77L202 78H205V75L207 76L206 79L208 81V77L209 75L211 74H215V72H209V74L207 73L206 74V71L203 72L205 73V75L202 74ZM248 72V71H247ZM7 73V72H6ZM9 73V71H8ZM39 73V74H40ZM119 73V72H118ZM157 73V72H156ZM169 73V75H170ZM173 73V76L174 74L176 75L175 72H172ZM187 73V72H185ZM195 73V70L192 71V76L194 75ZM219 73V72H218ZM217 73V75H218ZM230 73V72H229ZM258 73V72H257ZM153 74V73H152ZM199 74H198V77H199ZM224 74V73H223ZM256 74V73H254ZM9 75V74H8ZM41 75V74H40ZM116 75L117 74H112L111 75V79H115L116 80ZM189 75V73H188ZM187 75V76H188ZM195 75H197L195 73ZM203 75V76H202ZM245 75V74H244ZM258 75V74H257ZM38 76V75H37ZM118 76V75H117ZM186 76V77H187ZM216 76V75H215ZM220 76V75H219ZM224 76V75H223ZM226 76V75H225ZM224 76V77H225ZM15 77V76H14ZM72 78H74V76H71ZM70 77V78H71ZM217 77V76H216ZM213 79L214 82H216L215 80H219V79ZM230 77V76H229ZM238 77V76H237ZM244 77V76H243ZM260 77V78H259ZM107 78V77H106ZM110 77L108 76V79ZM164 78V77H163ZM166 78V77H165ZM169 78V77H168ZM201 78H198L197 80L200 81ZM203 78H202V81H203ZM227 78V77H226ZM17 79V78H16ZM192 79V78H190ZM189 79V80H190ZM196 79V77H195ZM222 79V77H221ZM149 80V78H148ZM170 80V79H169ZM37 81V82H36ZM167 81V79H166ZM191 83L194 82L195 83V80L193 79L190 80ZM202 81H201V84H202ZM206 80H204L205 82ZM222 82V86H224L223 84V81L220 80ZM256 81V80H255ZM20 82V81H19ZM18 82V83H19ZM169 82V81H168ZM210 84L212 83L211 81H209ZM208 82V84H209ZM219 82V81H218ZM226 83L228 82L229 84V81H225ZM50 83V84H48ZM181 83V82H180ZM225 83V84H226ZM155 84V83H154ZM183 84V83H182ZM199 84L200 82L197 84L198 86H196V89L198 90L197 87H199ZM227 84V85H228ZM259 84V83H258ZM261 84V83H260ZM51 85H54V87H50ZM146 85V83H145ZM188 85V84H187ZM191 87L194 86L193 83L192 84H189ZM230 85H234L233 84H230ZM67 86V85H65ZM70 86V84H69ZM132 86V85H130ZM221 86V87H222ZM258 86V85H257ZM75 87V88H76ZM129 87V85H128ZM127 87V89L125 88V91L126 93H132V91L134 90V86L132 89H129ZM181 87V85H180ZM187 87V86H186ZM188 87V88H189ZM227 87V86H226ZM242 87V86H241ZM65 88V87H64ZM183 88V87H182ZM200 88V87H199ZM235 88V87H234ZM68 89V88H67ZM186 89V88H185ZM75 90V89H74ZM81 90V91H82ZM129 90V91H128ZM195 90V89H193ZM18 91V96L16 97V99H14L12 101V105H11V100L13 99V93L14 94H17L16 92ZM68 91V90H67ZM124 91V89H123ZM216 91H218L216 89ZM233 91V90H232ZM254 91V90H253ZM197 92V91H195ZM237 92V91H235ZM255 92V91H254ZM253 92V93H254ZM66 93V92H65ZM187 93H189L187 91ZM192 94V92H190ZM207 93V92H206ZM243 93V92H242ZM247 93V92H246ZM250 93V92H249ZM194 94V92H193ZM197 94V93H196ZM201 94V93H200ZM205 95V93H203ZM203 94H201L202 96H204ZM239 94V93H238ZM190 95V94H189ZM199 95V94H198ZM198 95H197V98H198ZM211 95V94H210ZM245 95V94H244ZM251 95V94H250ZM248 95V96H250ZM256 95V94H255ZM71 96V95H70ZM69 96V97H70ZM78 96V95H77ZM100 96V97H99ZM145 96V95H144ZM153 96V95H152ZM212 96V95H211ZM234 96V95H233ZM58 97V96H57ZM65 97V95H64ZM75 97V96H73ZM71 97V98H73ZM135 97V98H134ZM200 97V96H199ZM205 97V96H204ZM203 97V98H204ZM236 97V96H234ZM233 97V98H234ZM254 96H252L251 98H253ZM256 97V96H255ZM67 98V97H66ZM70 98V99H71ZM79 98V99H78ZM146 97H143V96H140V97H137L135 95H132L131 96V100L133 99L134 102L137 100L138 103L139 100L141 99V101L143 100H146L145 99ZM182 98V97H181ZM192 98V96H191ZM206 98V97H205ZM217 99H220L218 97H215ZM214 98V99H215ZM238 98V97H237ZM249 98V97H248ZM73 99H76V98H73ZM151 100V99H150ZM156 100V99H155ZM235 100V99H234ZM248 100V99H247ZM54 101L57 103L55 104ZM117 101V99L115 100V102ZM205 101V100H204ZM203 101V102H204ZM208 101V100H207ZM224 101L227 102V100L225 99ZM223 101V103H224ZM230 101V100H228ZM67 102V100H66ZM198 102H200V100L198 99ZM218 104L220 103L219 101H217ZM222 102V100H221ZM241 102V101H240ZM249 101H247L248 103ZM7 103L9 104V107L11 105L12 107V115H13V122H14V125L17 127L18 129V135H17V139L18 140V143L16 144L17 146L15 147V145H13L12 143H14L11 138L12 135L11 133L9 132L12 131L11 129H9L8 127V113L5 115V106L7 105ZM143 102H141L140 104H142ZM205 103V102H204ZM216 103V102H215ZM239 103V102H238ZM247 104L246 102H243V104ZM254 103V102H252ZM251 103V104H252ZM203 104V103H202ZM210 104V103H209ZM68 106V104H66ZM114 109H111V112L112 111H115L117 108H123L125 106V103H123V101H119L117 102L115 105H114ZM163 106V105H162ZM224 106V105H223ZM243 106V105H242ZM249 106V105H247ZM10 107V108H11ZM207 107V106H206ZM220 107V106H219ZM8 108V107H7ZM250 108V106H249ZM252 108V107H251ZM55 110L53 111V116H49V113L48 111L49 110ZM207 109V108H206ZM72 110V111H70ZM103 110V111H105ZM251 110V109H250ZM8 111V109H7ZM57 111V112H56ZM142 111V110H141ZM145 111H147V109L145 108ZM209 111V110H208ZM243 111V109H242ZM245 111V110H244ZM248 111V110H247ZM101 112V110H100ZM99 112V113H100ZM159 108L157 109V116L159 118H164L166 115H168V109L166 107L162 108L161 111L159 112ZM51 113V114H52ZM110 113V112H109ZM144 113V112H142ZM150 113V112H149ZM241 113V112H240ZM245 113V112H244ZM11 114V113H10ZM162 114V116H161ZM210 114V113H209ZM80 115V117H79ZM112 115V113H111ZM147 115V114H146ZM214 115V114H213ZM152 116V114H151ZM156 116V117H157ZM208 116V115H207ZM210 116V115H209ZM71 117V118H70ZM153 117V116H152ZM190 117V116H189ZM192 117V116H191ZM262 117V116H261ZM150 118V117H149ZM215 118V117H214ZM217 118V116H216ZM194 119V118H193ZM240 119V118H239ZM206 120V119H205ZM236 120V119H235ZM261 120V119H260ZM192 121V119H191ZM219 121V119H218ZM243 121V120H242ZM131 122V121H130ZM187 122V121H186ZM193 122V121H192ZM195 123V122H194ZM205 123V122H204ZM216 123H217V120H216ZM236 123V122H235ZM74 128L72 129L71 126ZM128 124V123H127ZM155 124V123H154ZM197 124V123H196ZM212 124V123H211ZM101 125V126H100ZM116 125V124H115ZM118 126L117 127H120L121 130H124L123 128H125V124H124V121L123 123H118L117 124ZM153 125V123H152ZM156 125V124H155ZM198 125V124H197ZM206 125V124H205ZM213 125V124H212ZM235 125V124H234ZM128 126V125H127ZM202 126V125H201ZM155 128V126H153ZM195 127V126H194ZM200 127V126H199ZM236 127V126H235ZM93 128V126H92ZM192 130H193V126L191 127ZM207 128V127H206ZM9 129V130H8ZM86 129V130H85ZM73 130V131H72ZM119 130V128H118ZM121 130L119 131L121 133ZM130 130H131V136L130 137H127L125 138L124 140L119 139L121 141H117V137L115 139V141L117 143H119L120 147H127L126 149L129 150V152L133 153L131 155V157L133 156V159H139L140 158V150L139 148H137V144L140 142L141 139H144L143 136H147L149 139H152L154 138L156 135H158L154 130L152 132H148L146 130V124L144 123H137V122H133L131 123L130 125ZM89 131V130H88ZM92 131V130H91ZM93 131H94V128H93ZM146 131V133H145ZM160 131V130H159ZM101 131H99L100 133ZM118 132V131H117ZM128 132V131H127ZM198 132L195 130V133ZM204 132V131H203ZM77 133V134H78ZM87 133V131H86ZM115 133V131H114ZM148 133V134H147ZM202 133V132H201ZM147 134V135H146ZM164 134V133H163ZM102 135V134H101ZM119 135V134H117ZM129 135V134H128ZM197 135V134H196ZM201 136V135H199ZM91 137V136H90ZM143 137V138H141ZM190 137V136H189ZM81 138V137H80ZM83 138V137H82ZM81 138V139H82ZM88 138V137H87ZM101 138V137H100ZM141 138V139H140ZM146 138V137H145ZM157 139V138H156ZM162 139V138H161ZM166 139V138H165ZM172 139V138H171ZM198 139V138H197ZM196 139V141H197ZM15 140V142H16ZM102 141V138L100 139ZM108 140V139H107ZM86 141V140H85ZM150 141V140H149ZM92 142L93 141V138H92ZM88 143V141H87ZM95 143V142H94ZM102 143V142H101ZM115 143V142H114ZM152 143V142H151ZM176 143V142H175ZM108 144V142H107ZM90 145V144H89ZM95 147H97V143L94 144ZM93 145V146H94ZM112 145V144H111ZM115 145V144H114ZM147 145V144H146ZM175 146V145H174ZM91 147V146H90ZM209 147V145H208ZM207 147V148H208ZM119 148V147H118ZM206 148V147H205ZM98 149V147H97ZM121 149V148H120ZM88 150V151H87ZM94 151V148L92 149ZM208 150V149H207ZM17 153H15V152ZM99 152V151H98ZM171 152V150H170ZM208 152V151H207ZM206 150H205V153H207ZM223 152V151H222ZM0 153V154H1ZM91 154V153H89ZM101 154V153H99ZM162 154V153H161ZM208 154V153H207ZM206 154V155H207ZM93 155H96L93 153ZM92 155V156H93ZM156 158H157V155H155ZM164 156V155H163ZM175 156V155H174ZM102 157V156H101ZM130 157V158H131ZM14 158V160H13ZM104 158V157H103ZM129 158V159H130ZM176 158V156H175ZM106 159V158H105ZM153 159V157H152ZM246 159V158H245ZM132 160V159H130ZM159 160V159H158ZM99 161V159H98ZM97 161V163H98ZM100 161H101V158H100ZM133 161V160H132ZM245 161V160H244ZM95 163V162H94ZM130 164H132L131 161H129ZM128 163V164H129ZM165 163V161H164ZM167 163V162H166ZM229 163V162H228ZM96 164V163H95ZM126 164V163H125ZM150 165V164H149ZM152 165V163H151ZM164 165V164H163ZM99 166V165H98ZM153 166V165H152ZM241 167V166H240ZM150 168V167H149ZM159 169V168H158ZM165 169V168H164ZM147 170V169H146ZM166 170V169H165ZM164 171V170H163ZM162 171V172H163ZM234 171V169H233ZM159 172V171H158ZM161 172V171H160ZM229 173V172H227ZM259 173V172H258ZM160 174V173H159ZM232 173H229V176L231 175ZM150 175V174H149ZM157 175V174H156ZM162 175V174H161ZM234 175V174H233ZM158 176V175H157ZM232 176V175H231ZM102 177V176H101ZM143 177V176H142ZM238 177V176H237ZM111 178V177H110ZM158 178V177H157ZM233 178V177H232ZM6 180V178H5ZM151 181L148 180V184H147V190L150 189V192H146V196L144 195V192L143 189L140 193V196L138 194V199L134 200V201H140L143 199V201L145 203H148L146 202L147 199L150 200L151 198V195H152V191L154 190L153 188L156 187L155 185V182H157V179L155 176H153L151 179ZM181 180V179H180ZM178 181L176 180V184L177 182H181V181ZM237 180V179H236ZM242 182V181H240ZM80 183V185H79ZM243 183V182H242ZM103 186V185H102ZM105 186V185H104ZM177 188L174 190L175 192L172 193L174 194V197L175 199H178V200H181L182 202H184V206L188 203H190V206L193 202V200L195 199V194H196V184L194 185L192 183L190 189L192 191V194L189 195V194H185V192H187V189L189 188H186L185 186V190L184 191L182 189V187H179V185L177 184ZM151 187V188H150ZM200 187V186H199ZM237 187V186H236ZM142 188V187H141ZM198 188V187H197ZM102 189V188H101ZM156 189V188H155ZM173 189V188H172ZM237 189V188H236ZM240 189V188H239ZM242 189V188H241ZM235 190V188H234ZM88 191V192H87ZM238 191V190H237ZM240 191V190H239ZM143 192V193H142ZM173 192V191H172ZM189 192V191H188ZM243 192V191H242ZM101 193V192H100ZM198 193V191H197ZM237 193V192H236ZM104 194V193H103ZM88 195V194H87ZM198 195H200V192L198 193ZM115 196V195H114ZM194 196V197H193ZM242 196V195H241ZM96 197V196H94ZM173 197V198H174ZM245 197V196H244ZM199 196H197L196 194V199H198ZM80 199V198H79ZM239 199V198H238ZM177 200V201H178ZM183 200H187V201H183ZM197 202V206H198V201L195 200ZM179 202V201H178ZM185 202H187L185 204ZM201 202V201H200ZM11 203H10V206H11ZM171 203V202H170ZM104 204V203H103ZM118 204V203H117ZM144 204V203H142ZM177 205V202L175 203ZM174 204V206H175ZM196 204V203H195ZM200 204V203H199ZM7 205V204H6ZM135 205V204H134ZM164 205V204H163ZM171 205V204H169ZM179 205V204H178ZM8 206H5L3 205V203L0 204V214L3 213L4 215L0 217L1 219V223L3 224V226H6V230H3L4 234L2 235V237L5 235V238L4 240L3 239H0V264H13V260L12 258H10L9 256V252H10V246H11V240L14 239V229H13V226L12 225H7L5 224V213L7 214V212L5 211H8ZM105 206V204H104ZM103 206V208H104ZM128 206V205H127ZM137 206V205H136ZM139 206V205H138ZM144 206V205H143ZM197 206H195L197 208ZM201 206L200 205V209H201ZM13 207V205H12ZM87 207V206H86ZM102 207V205H101ZM100 207V209H102ZM106 207V206H105ZM131 207V206H130ZM167 207V206H166ZM171 207V206H170ZM183 208V206H181ZM194 207V208H195ZM14 208V207H13ZM18 208V207H17ZM96 209H99V208H96ZM140 209V208H139ZM138 209V210H139ZM191 209V208H190ZM193 209V208H192ZM206 209V208H205ZM205 209H203L205 211ZM103 210V209H102ZM106 210V209H105ZM125 210V209H124ZM164 210V209H163ZM195 210V209H194ZM207 210V209H206ZM107 211V210H106ZM143 211V210H142ZM186 211V210H185ZM95 212V213H94ZM180 212V211H179ZM183 212V211H182ZM181 212V214H182ZM103 213V212H102ZM123 213V212H122ZM138 213V212H137ZM142 213V212H141ZM184 213V212H183ZM195 213V212H194ZM193 213V215H194ZM208 213V211H207ZM216 213V212H215ZM78 214H81L82 215V222L85 221V218H87L88 216H93V214H96V221L94 220V228L96 233H103L105 235H107L108 237H105V239H102L101 241L99 240V242H93L92 241V238L90 237L89 235V226L85 225L83 226L82 222L81 224L79 225L78 227V231L80 232V235L81 236H77V233L75 231V228H74V222L76 221V216ZM134 215V214H132ZM137 215V214H136ZM185 216V214H183ZM183 215H175L176 217H173L170 219V221L168 222L167 226H172L174 228L175 224L178 223L179 224V227H183L181 232L174 238L175 239V246L177 247V250L176 252L178 253H181L183 249H185V253H186V249L188 247V244L190 242V240L196 236L197 233L196 232V228L197 226L199 225V220L197 218V216H188V218L186 219ZM189 215V214H188ZM95 216V215H94ZM110 215H108L109 217ZM147 216V215H146ZM211 216V215H210ZM130 217V216H129ZM138 217V215H137ZM140 217V215H139ZM8 218V217H7ZM106 218V217H105ZM183 218V219H182ZM130 219V218H129ZM132 221H134V218L131 217ZM167 219V218H166ZM144 220V219H143ZM141 220V221H143ZM188 220H191L189 225L187 224L188 223ZM141 221H139L137 219L136 223H140ZM145 221V220H144ZM150 221V220H148ZM147 221V222H148ZM164 222V221H163ZM151 223V221H150ZM96 224V225H95ZM135 224V223H134ZM154 224V222H153ZM232 224V222H231ZM92 225V226H93ZM164 225H165V222H164ZM234 225V224H233ZM154 226V225H153ZM185 226H188V227H185ZM141 227V226H140ZM162 227V226H161ZM160 227V229H161ZM178 227V226H176ZM225 227V226H224ZM231 226H229V230L231 229L230 228ZM255 227V226H254ZM4 228V227H3ZM164 228H166L164 226ZM250 228V227H249ZM248 228V229H249ZM252 228V226H251ZM262 228V227H261ZM163 229V228H162ZM170 229V228H169ZM92 230V229H91ZM167 230V228H166ZM240 230V229H239ZM242 230V228H241ZM264 230V229H263ZM154 231V229H153ZM151 231V232H153ZM162 231V230H160ZM159 231V232H160ZM175 231V230H174ZM232 231V230H231ZM92 232V231H91ZM163 232V231H162ZM93 233V232H92ZM97 233V234H98ZM155 233V232H154ZM214 233V232H212ZM211 233V234H212ZM217 233V232H216ZM224 233V232H223ZM227 233V232H226ZM230 233V232H229ZM242 234V232H240ZM244 233V231H243ZM260 233H262V229L260 230ZM156 234V233H155ZM159 234V233H158ZM175 232L173 233V236H174ZM218 234V233H217ZM217 234H212L211 236H207L208 238L206 239L205 237V240L203 241H200L199 243H196L195 244V253H192L191 256H188L189 258H186L188 259L187 263L186 264H204L203 263V257L204 256H207V259L205 262H207V264H216L218 262H221L219 261V257H221V254L218 253L217 255L215 254H212L210 253V246L212 245L213 241H215V235H216V238L217 236L220 237V235H217ZM239 234V233H238ZM263 234H264V231H263ZM96 235V234H95ZM209 235V234H208ZM227 235V234H226ZM235 235V234H234ZM89 236V237H88ZM100 236V235H99ZM161 237V235L159 236ZM223 237V236H221ZM225 237V236H224ZM228 237V236H227ZM230 237V236H229ZM125 238V237H124ZM236 238V237H235ZM233 238V240L235 239ZM227 239V238H225ZM112 240V241H111ZM162 239L160 238V243L162 242L161 241ZM231 240H232V237H231ZM231 240H226L227 242L231 241ZM251 240V239H250ZM125 241V240H124ZM138 241V242H137ZM151 241H153L151 239ZM18 243V241H16ZM20 242V241H19ZM150 242V243H149ZM154 242V241H153ZM173 242V241H172ZM13 243H14V240H13ZM166 243V242H165ZM246 243V242H245ZM16 244V243H15ZM226 244V243H225ZM228 245V243H227ZM214 246V245H213ZM23 248V246H22ZM95 248L97 249V255H98V252H100V254H102V251L100 250H103V252L107 253L106 255H101L102 257H97V258H92L90 253L87 254L86 253V250H95ZM243 248V247H241ZM142 250V251H141ZM146 251V250H145ZM187 251H189L187 249ZM23 252H24V249H23ZM175 252V251H174ZM174 253L173 256H176L177 258L182 256V255H179L177 253ZM190 252V251H189ZM103 253V254H104ZM191 254V253H190ZM223 254V253H222ZM255 253L251 254L254 256ZM219 255V257H217ZM93 256V255H92ZM99 256V255H98ZM18 257V256H17ZM163 256L160 257V255H158L157 257V261L159 259H161ZM250 257V256H249ZM16 258V257H15ZM169 258V257H168ZM183 258V256H182ZM257 258V257H256ZM17 259V258H16ZM15 259V260H16ZM18 259V260H19ZM141 259V261H140ZM147 259V257H146ZM255 259V258H254ZM21 260V261H22ZM167 259L165 258L164 261H166ZM185 260V259H184ZM225 260V258H224ZM227 260V259H226ZM225 260V261H226ZM246 260L247 259V256H246ZM245 260V261H246ZM251 261V259H249ZM162 261V260H161ZM223 261V260H222ZM225 261H224V264H225ZM244 261V259H243ZM20 262V261H19ZM184 261H180V263H183ZM228 262V260H227ZM226 262V264H227ZM233 262V260H232ZM21 263V262H20ZM19 263V264H20ZM160 263V262H159ZM179 263V264H180ZM116 264V263H115ZM156 264V263H155ZM158 264V263H157ZM164 264V263H163ZM168 264V263H167ZM185 264V263H184Z\"/></svg>","mask_w":264,"mask_h":264},{"label":"water","instance_id":"water-1","mask_svg":"<svg viewBox=\"0 0 264 264\" xmlns=\"http://www.w3.org/2000/svg\"><path fill=\"white\" fill-rule=\"evenodd\" d=\"M219 239H220V238H219ZM219 239H218V240H219ZM217 242H218V241H217ZM217 242H216V243H217Z\"/></svg>","mask_w":264,"mask_h":264}]
</instances>
